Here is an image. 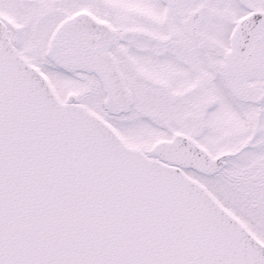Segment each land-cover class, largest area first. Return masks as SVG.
<instances>
[{"label":"snow or ice","instance_id":"6c2138e0","mask_svg":"<svg viewBox=\"0 0 264 264\" xmlns=\"http://www.w3.org/2000/svg\"><path fill=\"white\" fill-rule=\"evenodd\" d=\"M0 264H264V0H0Z\"/></svg>","mask_w":264,"mask_h":264}]
</instances>
